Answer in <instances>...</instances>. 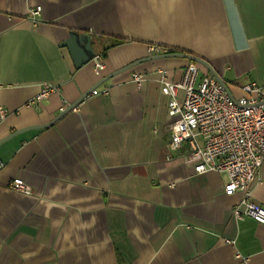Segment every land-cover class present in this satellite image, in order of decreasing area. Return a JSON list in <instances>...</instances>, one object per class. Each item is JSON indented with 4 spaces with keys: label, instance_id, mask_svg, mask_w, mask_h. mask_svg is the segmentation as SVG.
I'll use <instances>...</instances> for the list:
<instances>
[{
    "label": "crops",
    "instance_id": "0c3cea01",
    "mask_svg": "<svg viewBox=\"0 0 264 264\" xmlns=\"http://www.w3.org/2000/svg\"><path fill=\"white\" fill-rule=\"evenodd\" d=\"M70 32L105 49L101 76L60 46ZM149 47L203 59L240 96L264 82V0H0V140L49 122ZM189 61L139 63L0 143V264H264V223L234 218L227 175L196 173L186 147L167 148L158 71L177 80ZM15 178L30 193L10 188ZM252 196L264 206V161Z\"/></svg>",
    "mask_w": 264,
    "mask_h": 264
},
{
    "label": "built area",
    "instance_id": "2783aa9c",
    "mask_svg": "<svg viewBox=\"0 0 264 264\" xmlns=\"http://www.w3.org/2000/svg\"><path fill=\"white\" fill-rule=\"evenodd\" d=\"M40 10L39 5L30 10L33 21ZM149 51L155 54L160 49L149 47ZM93 59V72L101 76L105 69L102 55H94ZM158 73L160 92L168 98L167 114L171 118L167 148L179 151L186 147L188 161L196 173H225L224 193L239 195L232 207L234 218L248 217L263 224L264 206L252 195L264 161V82H248L241 86L240 96L231 97L212 74L201 75L194 61L185 65L177 80L168 79L163 69ZM142 78L140 73L132 74L138 84ZM51 90L46 86L35 100ZM95 92L96 89L92 93ZM5 112L0 108V117H4ZM9 187L30 193L28 185L18 178L10 181ZM236 257L241 262L248 259L238 252Z\"/></svg>",
    "mask_w": 264,
    "mask_h": 264
},
{
    "label": "water",
    "instance_id": "95a60500",
    "mask_svg": "<svg viewBox=\"0 0 264 264\" xmlns=\"http://www.w3.org/2000/svg\"><path fill=\"white\" fill-rule=\"evenodd\" d=\"M60 46H65L67 47L72 61L75 65V67H80L81 65L87 63L88 61H90L94 55H95V51L91 45V36L89 34L86 33H75V32H70L68 38H66L65 40H63L62 42H60ZM169 57H179V58H185V59H189L192 60L194 62H197L201 65H203L209 72L210 74H212L217 81L220 83V85L223 87V89L225 90V92L232 97L231 93L229 92L228 88L226 87L225 82L220 78V76L215 73V71L212 69V67L203 59L201 60L198 57H195L191 54L188 53H184V52H160V53H155L152 55H148L145 57H141L138 59H135L105 75H103L102 77H100L95 83H93L86 91H84L76 100H74L72 103H70L67 107H65L62 111H60L53 119H51L49 122L41 124V125H34L31 127H26V128H22V129H18L16 131H13L12 133H10L9 135H7L5 138L0 140V143H2L3 141L21 133L24 132L28 129H32V128H44L47 127L49 125H51L52 123H54L56 120H58L60 117H62L63 115H65L67 112H69L70 110H72L73 108H75L77 106V104L86 96H88L89 94H91L93 92V90H95L98 86H100L101 84H103L104 82H106L107 80H109L110 78H112L113 76H115L116 74L123 72L125 70H128L132 67H134L135 65L142 63V62H146V61H150V60H155V59H162V58H169Z\"/></svg>",
    "mask_w": 264,
    "mask_h": 264
},
{
    "label": "trees",
    "instance_id": "16d2710c",
    "mask_svg": "<svg viewBox=\"0 0 264 264\" xmlns=\"http://www.w3.org/2000/svg\"><path fill=\"white\" fill-rule=\"evenodd\" d=\"M123 41H121V40H116V41H113L111 44H110V46H116V45H118V44H121ZM109 46V47H110ZM169 52H171L170 50H169ZM100 54L102 55V57H105L106 55H105V49L104 50H102V52H100Z\"/></svg>",
    "mask_w": 264,
    "mask_h": 264
}]
</instances>
